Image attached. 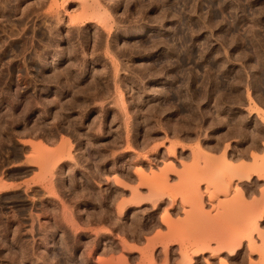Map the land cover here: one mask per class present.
Returning a JSON list of instances; mask_svg holds the SVG:
<instances>
[{"label": "rangeland", "instance_id": "1", "mask_svg": "<svg viewBox=\"0 0 264 264\" xmlns=\"http://www.w3.org/2000/svg\"><path fill=\"white\" fill-rule=\"evenodd\" d=\"M263 115L264 0H0V264H264Z\"/></svg>", "mask_w": 264, "mask_h": 264}, {"label": "bare ground", "instance_id": "2", "mask_svg": "<svg viewBox=\"0 0 264 264\" xmlns=\"http://www.w3.org/2000/svg\"><path fill=\"white\" fill-rule=\"evenodd\" d=\"M263 121H264V115H263ZM233 129V128H232ZM238 131V130H237ZM232 133V132H231ZM234 134V133H233ZM199 146V145H198ZM199 149V148H198ZM172 153H173V150L171 151ZM225 154V153H224ZM223 155V154H222ZM224 156V155H223ZM211 157V156H210ZM225 157V156H224ZM170 167H167L166 169H169L170 171H172V173H175V171H174V167L172 166V165H169ZM229 166V165H228ZM238 167V166H237ZM253 166H251V167H249L248 165H240V167L239 168H235V167H232V169H231V171H233V172H235V173H233L234 175H232V176H234V177H236L237 179H239V178H246V180H248V178L250 177V172H252V168ZM231 168V167H230ZM165 169V170H166ZM254 170V169H253ZM167 171V170H166ZM166 171L164 172H162V173H164L165 175H166ZM174 171V172H173ZM169 172V171H168ZM254 172V171H253ZM232 173V172H231ZM240 173H242V174H240ZM199 175V174H198ZM197 175V178L200 176H198ZM155 178H157V177H155ZM154 178V179H155ZM202 178V177H201ZM203 179V178H202ZM202 179H199V181L198 182H200V181H203ZM195 186V185H194ZM214 188H217V187H215V185L213 186ZM194 189V187L191 189V190H193ZM190 190V191H191ZM196 190V189H195ZM198 190V189H197ZM194 192V190L193 191H191V193H193ZM193 195H196V197H198V199H201L199 196L201 195L200 194V192L199 191H195L194 192V194ZM212 197V196H211ZM210 197V198H211ZM197 198H195L194 199V202H195V200H196ZM197 199V200H198ZM200 201L198 200V202H196V203H199ZM173 203H174V201H173ZM180 203V202H179ZM193 205V204H192ZM198 205H200V204H198ZM202 205H200V207H201ZM201 209V208H200ZM163 220V219H162ZM167 220H169V219H167Z\"/></svg>", "mask_w": 264, "mask_h": 264}]
</instances>
